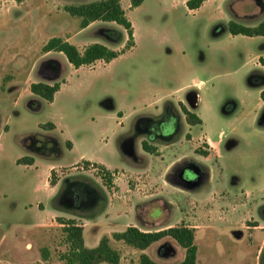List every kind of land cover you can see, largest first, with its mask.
I'll use <instances>...</instances> for the list:
<instances>
[{
	"label": "rangeland",
	"instance_id": "rangeland-1",
	"mask_svg": "<svg viewBox=\"0 0 264 264\" xmlns=\"http://www.w3.org/2000/svg\"><path fill=\"white\" fill-rule=\"evenodd\" d=\"M92 1L97 0H26L23 4L0 0V264H66L60 257L66 249L62 225L56 218L48 225H36L39 216L48 218L52 212L49 207L40 212L38 207L51 192L46 185L47 163L67 165L87 158L109 166L123 165L125 157L113 151L121 140L115 107L127 112L125 123L135 130L142 117L150 115L144 112L154 109L147 107L151 101L167 89L176 90L178 96L188 87V92L201 95L196 110L203 112L206 125L203 129L195 126L189 132L195 138L185 146L186 130L173 137L178 142L171 147V157H186L174 166L169 179L184 184L179 172L193 158L206 174L202 177L200 173L195 190L207 197L217 185L233 196L219 192L215 204L206 198L200 213L191 217L235 222L232 233L228 225L196 230L198 263L264 264V126L257 123L264 109V82H258L264 67L257 55L264 43L260 39L251 43L245 36L235 38L229 30L230 21L259 24L264 19V0H210L197 10L189 9L187 0H144L129 10V0H122L134 26L132 49L110 63L98 61L80 68L63 52L44 53L43 46L53 37H71L68 41L77 46L93 42L115 50L125 46L128 34L122 25L96 23L81 31V19L65 10L66 5ZM215 37L224 45L214 47ZM198 81L199 89L194 85ZM35 82L62 83L54 102L32 93ZM232 107L233 112L226 113ZM154 117L164 119L166 128L172 123L168 111ZM50 122L58 128L43 127ZM205 132L217 140L223 133L218 162L213 148L201 138ZM68 140L74 143L73 150ZM166 141L171 140L151 144L167 150ZM200 149L208 152L209 159ZM25 155L34 157L36 164H18L17 159ZM86 162L60 167L50 178L60 180L61 207L89 215L82 201L89 200L93 192H106V184L110 190L113 184L104 179L95 162ZM209 168L216 173L211 183L206 180ZM126 177L132 184L130 175ZM82 182L88 187L82 189ZM241 190L252 195L247 200L242 194L234 195ZM177 215L170 210L169 221L178 222ZM78 222L82 225V220ZM167 241L173 254L159 251ZM111 243L121 252V264H139V249L113 237ZM145 252L164 264H178L183 257V248L171 240Z\"/></svg>",
	"mask_w": 264,
	"mask_h": 264
},
{
	"label": "crops",
	"instance_id": "crops-1",
	"mask_svg": "<svg viewBox=\"0 0 264 264\" xmlns=\"http://www.w3.org/2000/svg\"><path fill=\"white\" fill-rule=\"evenodd\" d=\"M207 1L210 0H206L204 3H206ZM23 3L24 1L21 2L20 4ZM263 20L264 19H262L261 22ZM96 23H103L105 25V21H94L87 27L81 28V31L96 25ZM230 34L231 36L233 35L231 32ZM241 36L249 37L242 34L233 35V37L235 38ZM70 38L71 37H67V39ZM250 38H251L250 41L251 43L255 39L257 42L259 41L257 39H260V42L264 43V36H253ZM212 43L214 47L216 45L219 47L224 45L222 44V41L218 37H215ZM86 45L88 44L82 46L78 45V48L82 50ZM257 56H260L259 58L260 64L264 67V46L260 52V55ZM194 85H197V88L199 89V86L201 85V81L195 82ZM189 89L190 87H188L186 91L188 92ZM186 91L183 93H179L180 95L178 96H175L174 93L176 92V90L167 89L165 93L160 94L158 97H156L153 101L150 102L149 106H147L150 108H154L152 109V112H147V111L144 112V113H150V115L143 116V117H154V115L156 116L160 115L164 113L165 110L163 109H165V107L167 106L166 103L169 104L173 112L175 114H178L179 122L176 123V121H174V124H172L173 126L169 125L170 128L167 127L169 129L165 130V133H167L171 129H174L176 131L174 136H176L181 132V130H186V134L184 137L185 140L184 139L182 140L183 146H185L184 143H186V141L188 143L192 141L193 138H195L194 136H191V134L189 133L192 131V129L195 126L199 125L203 129V127L206 125V119L204 118L203 112L201 110H196V107L200 105V101H198V99L201 98L200 93L192 92V91L187 93ZM56 94L54 100L56 98ZM54 100L52 102H54ZM262 101L264 102V100ZM181 103L185 104L190 111L196 113L202 120V123L195 125L190 124L187 121L185 114L182 113L179 108V104ZM174 104H176L177 106H174ZM233 107L229 109L228 112L226 113L230 114L231 112H233ZM117 111H118L119 120L117 121L116 129L118 130L117 135L121 137L120 138L121 140L117 148L115 146L113 147V151L117 152V154L122 153V155L125 157V161H123L124 162L123 165L109 166L106 162L87 159V158H81L78 161H72L67 165H58L56 162L49 161L50 163H47L48 169H47L46 185L49 186L51 192L49 194V198L47 199V202L45 203L44 201H41L40 203H38L39 204L38 207L40 212H42L43 210L45 211L46 208L48 207L52 210V212L48 218L39 216V220L36 225L37 226L48 225L50 223H53V220H55V218L57 219V217L75 218L78 221L82 220L85 243L88 247H94L98 245L101 238L104 236L112 238L113 233L121 232L130 225L138 226L144 230H156L184 222L187 225H190L195 228V236H196V230L199 228L202 227L211 228L213 225H217V226L228 225L230 228L229 232L232 233L234 231L233 227H235L234 226L235 222H233V220H231V222H226V220L219 221L205 216H203L202 219L199 215H197L199 221L198 223H196L195 221H197V218L191 217V215H193L194 212L196 214L200 213L201 211L200 204L202 200L207 198L204 201H208V203L214 202L215 204L220 199L218 195L219 192L227 193L230 196H233V194H231L226 189L219 188L216 185L214 188H212L213 191H211V193L207 197H205L203 193L193 188L198 183V180L200 179L199 176L200 174L195 176L180 171L179 177H181L184 180L185 182L184 184H178L172 181L171 179H169V175L171 173H174L175 170L174 166L177 163L184 160L186 157L185 155L176 159H173L171 157L172 155L171 147L177 144L178 141H173L174 136H172V138L168 139L171 141H166L167 143L163 145L167 150H164V148L160 147V148H156L154 153L148 152L144 149L143 143L147 142L149 145L152 146V144H155L156 140L162 138H160V136L156 134L154 136L151 135L150 134L151 132H146L141 127V122H138V125L136 126L135 130H133L134 128H132L131 126L125 123L127 119V112L123 109H118V107H115V112ZM122 111L123 114L121 115L120 112ZM259 117L260 116H258V119ZM258 119H257V123H258ZM57 128L58 126L55 124L54 129ZM201 138H203L213 148L215 157L217 159L216 162H218L221 156L220 142L222 141L223 133L222 132L220 133L218 140L214 139V137H212L207 132H205ZM70 142H71L70 150H73L74 143L72 141ZM26 156L28 155L21 156L18 159ZM205 158L209 159V155L207 156L205 155ZM191 159L193 161V164H195L196 161L193 158ZM81 161H88V162H95L98 164H102L111 172L112 175L115 176V178L111 179L113 185L111 186L110 190H108L107 189L108 186L105 185L104 189L106 192H104V190H100L99 194H97V192L96 193L93 192L91 197H89V200H87L85 196L83 197V199L84 198L85 199L84 201H82V203L85 202L84 203L86 204L84 205L85 209H88L91 212L89 215H85L83 213L79 214L78 212L75 213L69 209H65L61 207L63 204L61 199L63 197V192L59 195L60 180L57 179L55 185H52L50 183L51 181L50 174H52V171H56V169L60 167L73 166ZM35 164L36 161L34 158V163L29 166H33ZM115 170H118V173H115L114 172ZM127 175H130L131 177L130 181H132V184H129V178L126 177ZM205 175L206 174H204L203 171L202 177ZM206 180L208 181V183L216 181V173L210 168ZM79 185H81L82 189L83 187L84 188L88 187L83 182L79 183ZM115 188H117V190H115ZM179 194L182 195L184 198L182 199L176 196ZM241 194L244 195V198L246 200L250 195H252L250 191H244V190H241L240 193L234 195L239 197V195ZM66 199L67 198L63 200L65 201ZM170 210H172L174 214H178L177 216L180 218L178 222L171 223L169 221ZM189 220L191 222H189ZM239 229L245 230L246 228L242 227ZM237 238H240V236H238ZM88 242H92L93 245H89ZM140 251L141 253L145 252V250L144 251L140 250Z\"/></svg>",
	"mask_w": 264,
	"mask_h": 264
},
{
	"label": "trees",
	"instance_id": "trees-1",
	"mask_svg": "<svg viewBox=\"0 0 264 264\" xmlns=\"http://www.w3.org/2000/svg\"><path fill=\"white\" fill-rule=\"evenodd\" d=\"M21 3L26 0H14ZM206 0H188L187 6L191 10L200 8ZM129 10H134L139 7L144 0H129ZM65 10L72 16L81 19V28H85L94 21L116 22L122 25L128 34V40L125 46L120 50H115L109 46L93 42L80 50L77 45L68 41L63 37H53L44 46L43 52L50 51L63 52L68 58L69 62L75 67L80 68L85 65H92L98 61L110 63L124 52L132 49L136 42L134 38V26L128 16L127 10L124 9L121 0H97L87 3L70 4L65 6ZM229 30L233 35L264 36V20L256 26L241 25L235 21L229 22ZM259 84L264 82V75H258ZM62 83L56 82L49 84L46 82H35L31 84V91L33 94L46 99L49 102L54 100L55 94L61 89ZM261 98L264 100V89L261 91ZM187 121L192 124L202 123L200 117L184 108ZM258 123L264 126V109L261 113ZM44 128L54 129L55 124L50 122L43 125ZM70 147L71 142L67 141ZM143 147L148 152H155V147L149 145L147 142L143 143ZM199 153L208 155V152L200 149ZM18 164L34 163V157L26 156L18 159ZM90 163V162H86ZM99 168L104 179L111 183L112 174L102 164L94 163ZM55 171H52L54 175ZM57 179H51L50 183L55 185ZM107 185V184H106ZM108 186V185H107ZM57 221L62 225V232L65 237L66 249L60 254L62 260L66 264H121V252L111 245V238L104 236L101 238L98 245L88 247L85 243L84 228L79 224L75 218L57 217ZM113 239L122 241L124 244L139 250H146L154 244L162 243L166 240H171L173 243L183 248V257L178 264H198V247L196 245L195 228L181 222L176 225L167 226L156 230H144L138 226L130 225L121 232H115L112 235ZM166 250V252H165ZM160 253L173 254L174 248L170 242H165L160 247ZM49 251L44 249V256L47 257ZM139 264H164L153 259L148 253L143 252L140 255Z\"/></svg>",
	"mask_w": 264,
	"mask_h": 264
},
{
	"label": "flooded vegetation",
	"instance_id": "flooded-vegetation-1",
	"mask_svg": "<svg viewBox=\"0 0 264 264\" xmlns=\"http://www.w3.org/2000/svg\"><path fill=\"white\" fill-rule=\"evenodd\" d=\"M190 102H192V101H190ZM179 108H180L181 112L185 114L184 108H187V106L185 104L181 103V104H179ZM166 111H168L169 114L172 115V117L169 118L171 120V122H172L170 124V126H173L172 124L174 123V121H176V123L179 122L178 114H175L170 106H168V108L165 107L164 113ZM185 116H186V114H185ZM165 119H166V117H165ZM167 124L168 123L166 121H164V119L158 121V120H156L155 117H144V118L142 117V120H141V127L146 132H150L151 128H155L154 130H156L157 133H153L151 131L150 134L153 135V136L156 134V135L160 136V138L165 139V140H168V139L172 138V136H174L175 132H176L174 129H171L170 131L165 133V130L170 128V126H169V128L165 127ZM181 172H185L186 174L195 175L196 176V175H199L201 173V169L199 168V166H196L195 164L191 163V164H188V165L184 166L181 169Z\"/></svg>",
	"mask_w": 264,
	"mask_h": 264
},
{
	"label": "built area",
	"instance_id": "built-area-1",
	"mask_svg": "<svg viewBox=\"0 0 264 264\" xmlns=\"http://www.w3.org/2000/svg\"><path fill=\"white\" fill-rule=\"evenodd\" d=\"M199 100V99H198Z\"/></svg>",
	"mask_w": 264,
	"mask_h": 264
}]
</instances>
